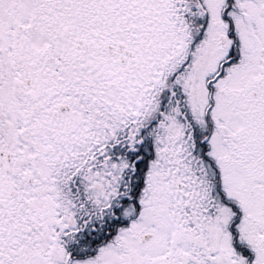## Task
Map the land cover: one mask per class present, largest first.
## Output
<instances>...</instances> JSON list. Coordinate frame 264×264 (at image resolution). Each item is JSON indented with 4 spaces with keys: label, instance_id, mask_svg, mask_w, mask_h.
<instances>
[{
    "label": "snow or ice",
    "instance_id": "snow-or-ice-1",
    "mask_svg": "<svg viewBox=\"0 0 264 264\" xmlns=\"http://www.w3.org/2000/svg\"><path fill=\"white\" fill-rule=\"evenodd\" d=\"M0 264H264V0H0Z\"/></svg>",
    "mask_w": 264,
    "mask_h": 264
}]
</instances>
